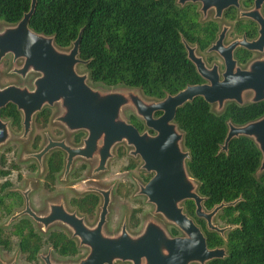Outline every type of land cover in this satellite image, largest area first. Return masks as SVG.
<instances>
[{
  "label": "trees",
  "instance_id": "1",
  "mask_svg": "<svg viewBox=\"0 0 264 264\" xmlns=\"http://www.w3.org/2000/svg\"><path fill=\"white\" fill-rule=\"evenodd\" d=\"M252 2L243 0V6L249 7ZM30 4L31 0H0V20L8 24L18 22L29 11ZM226 16L235 19L236 10H228ZM29 26L38 33L54 36L61 48L71 47L82 30L79 57L88 61L85 67L90 81L109 87L122 84L139 88L145 96L158 100L187 85L203 82L187 57L183 39L197 43L203 50L218 31L216 22L198 20L195 5L180 8L175 0H37ZM234 29L249 38L257 34L256 24L248 19L237 21ZM236 56L240 63H245L251 53L239 49ZM50 114V108L45 107L37 119L47 121ZM263 115L264 100L242 105L227 102L223 110L215 112L203 97H196L176 111L175 123L184 135L183 144L190 154L188 171L198 185L199 195L204 197L203 208L211 211L222 202H234L216 214L232 226L224 235L209 230L206 221L196 216L192 200L184 202L185 212L201 228L207 246L226 249L225 257L207 264H264V172L256 176L261 152L246 136L233 138L226 151L221 149L228 122L244 125ZM0 116L20 127L21 114L15 105L2 108ZM130 121L139 130L143 129V122L134 115ZM84 136L79 131L73 138L81 142ZM5 160L1 155L3 166ZM63 168V153L53 151L47 159L43 182L47 190L54 189L57 174ZM85 168L84 164L78 166L73 175L80 176ZM12 169L19 171L17 165ZM11 171L0 168V176L6 178ZM100 202V197L91 192L70 199V205L84 215H94ZM22 205V195L5 179L0 185V219L10 216ZM142 210V204L131 210L129 227L139 226ZM172 232L179 233L177 229ZM13 239L29 263H38L39 253L46 244L61 256H76L80 251L77 242L63 230L53 229L43 238L26 217L14 221L8 230L0 226V247L11 249Z\"/></svg>",
  "mask_w": 264,
  "mask_h": 264
},
{
  "label": "water",
  "instance_id": "2",
  "mask_svg": "<svg viewBox=\"0 0 264 264\" xmlns=\"http://www.w3.org/2000/svg\"><path fill=\"white\" fill-rule=\"evenodd\" d=\"M180 4L200 1L206 10L216 8L217 16L224 8L238 6L239 0H178ZM264 0H255V8L242 12V16L252 18L259 24V36L248 41L245 37L237 39L228 46L222 43L226 27L219 39L210 48L216 50L225 61V70L219 73L217 66L206 67L202 58L196 55L195 47L184 42L188 59L195 65L198 74L206 80L201 84L187 85L175 94H168L162 99L146 101L133 90L102 91L89 84V73H79L77 65L86 66L87 60L79 57V44L82 30L72 42L68 51L59 49L54 43V36H47L34 31L29 26L37 0H31L30 9L15 24L0 30V60L8 54L13 60L23 59V65L11 70L12 73L25 78L30 72L38 73L33 87L10 84L0 86V109L12 103L23 113L24 136L31 128L33 115L44 105L59 103L62 112L56 120L69 131H84L83 143L78 147L69 146L66 141L48 140L47 145L33 154L41 163L43 156L53 148H61L66 152L65 174L72 166L75 158L93 159L98 163L93 172L106 169L112 158L113 147L125 141L134 147L133 155L139 154L143 168L154 172L152 178L140 185L138 194L145 196L147 202L154 205L155 213L174 224L183 235L170 236L156 221L148 220L143 230L136 235L131 234L126 225L117 234L104 232L107 220L110 191L98 189L90 185H81V191H96L103 196L98 220L89 226L84 217L77 211H69L64 202H52L45 214H37L29 206L27 192L25 209L13 215L14 221L22 215L29 216L47 229L54 223H61L72 231V237L79 241L80 247L88 248L87 254L76 262L63 263L51 260V253L41 258L44 264H115L129 262L131 264H207L213 259L226 255L224 247L209 248L206 237L195 221L188 216L182 205L186 200L195 204V214L206 221L207 228L220 235L232 226L219 227L213 218L224 206L233 204L222 202L211 211L203 208L204 197L200 196L198 185L190 175L187 161L189 151L182 148L183 133L175 123L176 111L196 97H203L206 102L215 104L223 110L227 102L238 105L245 104L244 95L252 92L251 103L264 100V58L252 61L246 68L237 65L233 58L236 47L248 50L264 49V17L260 7ZM131 106L135 114L145 126L154 131L139 130L123 118L121 111ZM159 113L158 116H155ZM240 136L251 138L261 152V163L258 172H264V115L244 125L228 122V130L221 147L227 150L228 143ZM10 137L8 124L0 117V146ZM13 264V263H11Z\"/></svg>",
  "mask_w": 264,
  "mask_h": 264
},
{
  "label": "rangeland",
  "instance_id": "3",
  "mask_svg": "<svg viewBox=\"0 0 264 264\" xmlns=\"http://www.w3.org/2000/svg\"><path fill=\"white\" fill-rule=\"evenodd\" d=\"M212 16V14H210ZM226 23L224 20L220 21V25ZM229 23V22H227ZM9 25L8 23L0 20V30ZM230 34L227 35L226 41L231 40ZM70 47L61 48V50L68 51ZM207 61L209 57L216 58L213 62L221 64V59L215 53L199 52ZM209 65L210 62H207ZM22 64L21 60L13 62L12 55H7L0 61V86H6L9 84L27 85L32 86L33 76L29 75L26 78L11 73L10 70L14 67H18ZM77 71L79 73H88L87 68L82 65H77ZM89 84L94 88L102 91H128L133 90L138 93L146 101L155 100L149 98L143 94L139 88H130L125 85H117L113 87L106 86L102 83H94L89 80ZM252 97V92H247L244 95V102L248 103ZM212 109L215 112H219L216 105H212ZM62 112V108L59 104L52 107V115L47 124H43L41 121H35L32 124L31 133L24 138L22 136V130H15L11 128L10 138L5 144L0 146V156L3 155L6 159V164L3 166L0 163V168L13 170L8 177L3 178L0 176V185L9 179L12 183V187L17 189L21 194L28 191V198L30 207L38 214H45L48 210V204L52 202H64L69 211H76V209L70 205L69 201L74 196L82 195V192L78 190L81 185H92L98 189H104L110 191V202L108 205L107 220L104 225V232L106 234L114 235L121 231V227L125 224L127 230L135 235L142 231L144 225L148 220H154L158 222L170 236H173L172 230L177 229L174 224L168 222L163 218L162 215L156 214L154 205L147 202V199L139 195V185L145 182V171L141 170L139 166L135 169H127V165L130 163L128 158V147L125 143H119L113 148V157L108 160L106 169L100 172H93V169L97 165V159H91L84 161L82 159L75 160L72 171L67 176L63 175V172L58 174L57 182L52 191H49L43 187V177L46 171L45 158L42 160V164L39 163L32 157L25 159L28 152H33L35 149L32 146V142L36 137L40 138L38 141L39 148L46 142V135H49L53 139H64L69 144H74L73 134L70 133L63 125L55 120L56 116H59ZM121 114L126 120L130 119L131 115L136 116L135 110L131 106H126L122 109ZM182 148L186 150L184 144ZM85 162L87 169L78 177L73 175V171L77 169L81 163ZM13 165L19 167V171L13 168ZM35 166V168H33ZM19 173V174H18ZM261 173H257L259 177ZM140 201V203L138 202ZM140 204L143 206L142 212H140L139 226L137 228H131L128 225V218L133 208L138 207ZM102 205V199L100 206L94 215H84L78 212L80 216H83L86 223L89 226H94L98 220L100 207ZM184 206V203L182 204ZM24 208V205L17 208L15 211H20ZM10 216L0 219V226L8 230L12 224ZM215 225L219 227L228 226L223 220L219 219L216 215L213 218ZM36 231L43 237L46 238L47 234L53 229H61L71 235V231L60 223H54L47 229H44L40 223L33 221ZM179 234H183L177 229ZM79 253L76 256H61L57 254L49 244L44 245L40 251V256H45L48 252L51 253V260L55 262L70 263L76 262L80 258L84 257L88 249L85 247L79 248ZM39 256L38 263L27 262L18 248V242L13 239L11 249L5 250L0 247V264H44L43 260Z\"/></svg>",
  "mask_w": 264,
  "mask_h": 264
},
{
  "label": "flooded vegetation",
  "instance_id": "4",
  "mask_svg": "<svg viewBox=\"0 0 264 264\" xmlns=\"http://www.w3.org/2000/svg\"><path fill=\"white\" fill-rule=\"evenodd\" d=\"M175 3L180 7V8H182V7H185L186 5H189V4H191V5H195L196 6V11H197V13H198V20L200 21V22H207V21H214V22H216L217 23V25H218V31H217V34H216V37H215V39L210 43V45L207 47V48H205V49H203V50H201L200 48H199V46H198V44L197 43H194V44H191V43H188L187 41H185V39H183V43L184 42H186L189 46H191V47H195V52H196V55L197 56H199V57H201L202 58V60H203V62L205 63V65H206V67H208V68H212L214 65L215 66H217V68H218V71H219V73L220 74H222L223 72H224V70H225V61H224V58L216 51V50H210V48L216 43V41L219 39V36H220V34L222 33V31H223V29H224V27H226V31H225V34H224V37H223V40H222V43H223V45L224 46H228L229 44H231L232 42H234L235 40H237V39H241V38H243V37H245L248 41H252V40H255V39H257L258 38V36H259V24L255 21V20H253L252 18H249V17H246V16H242L241 15V13L242 12H246V11H251V10H253L254 8H255V0H253V2H252V5L251 6H249V7H245V6H243V0H239L238 1V6H235V5H231V6H229V7H226V8H224L223 10H222V12H221V15L220 16H217V12H216V8L214 7V6H212V7H210V8H208L207 10H206V12H204L203 10H202V6H203V4L200 2V1H197V2H191V1H189V2H186V3H184V4H180L179 3V1L178 0H175ZM263 8H264V2H263V4L261 5V7H260V13L262 14V16L264 17V10H263ZM230 9H235L236 10V17H235V19H230V18H228L227 16H226V12L228 11V10H230ZM210 14H212V16H210ZM241 19H248V20H250V21H252V22H254L255 24H256V26H257V34L254 36V37H252V38H249V37H247V35L245 34V33H242V34H238V33H236V31H235V29H234V26H235V24H236V22L237 21H239V20H241ZM221 20H224L226 23H222L221 25H220V21ZM227 22H229V23H227ZM17 23V22H16ZM16 23H13V24H9V25H15ZM9 25H7V26H9ZM228 34H230V36L232 37V39L231 40H229V41H226V39H227V35ZM54 43H55V40H54ZM55 45H56V43H55ZM57 46V45H56ZM59 49H61V47H59V46H57ZM185 47V46H184ZM239 49H245V50H247V51H249L250 53H251V56H250V58L247 60V62H245V63H240L239 62V60L237 59V56H236V53H237V51L239 50ZM186 50V49H185ZM207 52V53H215L217 56H218V58L219 59H221V64L220 63H217V62H213V59H216V58H211V57H209L208 59H207V61L205 60V58L199 53V52ZM187 52V51H186ZM8 55H12V54H8ZM7 56V55H6ZM5 56V57H6ZM233 58L237 61V65L238 66H240L241 68H246L252 61H254V60H256V59H261V58H264V49H263V51H257V50H248L247 48H245V47H242V46H240V47H236L235 49H234V51H233ZM3 59V58H2ZM1 59V60H2ZM0 60V61H1ZM12 60H13V55H12ZM17 60H21L22 61V64L20 65V66H22L23 65V59H17ZM17 60H13V62H16ZM207 62H210L211 64L209 65ZM20 66H18V67H20ZM195 66V65H194ZM14 68H16V67H14ZM14 68H12V69H14ZM196 68V67H195ZM11 69V70H12ZM11 70H10V72H11ZM197 71V70H196ZM12 73V72H11ZM198 73V72H197ZM14 74H16V73H14ZM16 75H18V74H16ZM29 75H31V76H33V78H32V86H27V85H19V86H27V87H29V88H32L33 87V81H34V79L38 76V73H35V72H30L26 77H28ZM18 76H20V75H18ZM200 76V75H199ZM21 77V76H20ZM25 77V78H26ZM201 77V76H200ZM22 78V77H21ZM202 78V77H201ZM24 79V78H23ZM203 79V78H202ZM204 82H206V80H204L203 79V82L202 83H204ZM199 84H201V83H199ZM10 85V84H9ZM14 85H17V84H14ZM7 86V85H6ZM2 87H4V86H2ZM250 102V101H249ZM9 104H12V103H9ZM8 104V105H9ZM56 104H59V103H55V104H53V105H48V104H46V105H44L39 111H37L34 115H33V118H32V122H31V128H30V131L28 132V134H27V136L31 133V131H32V124H33V122H34V120L35 121H41L43 124H47L48 122H49V120H50V118H51V115H52V107H54ZM14 105V104H13ZM60 105V104H59ZM7 106V105H6ZM5 106V107H6ZM16 106V105H15ZM45 107H48V108H50V111H51V114H50V117H49V119L47 120V121H43L41 118H38L37 119V114L42 110V109H44ZM61 107V106H60ZM4 108V107H3ZM16 109H17V106H16ZM1 110V109H0ZM18 110V109H17ZM19 111V113L21 114V122H20V127L19 128H16L15 126H13L12 125V122H11V120H9V119H4V118H2L1 116V118L5 121V122H7V124H8V129H9V133L11 134V128H13V129H15V130H17V131H19V130H22V136L24 137V138H26L25 136H24V125H23V113L20 111V110H18ZM159 115V113H156L155 114V116H158ZM57 117V116H56ZM56 117H55V120H56ZM134 117H136L138 120H140V121H142L139 117H137V116H134ZM57 121V120H56ZM128 121H130V119L128 120ZM58 122V121H57ZM131 122V121H130ZM143 122V129L142 130H139L132 122V124L139 130V132L140 133H143V132H145V131H147L148 133H149V135H155V132L154 131H152V130H150V129H148L146 126H145V123H144V121H142ZM60 123V122H59ZM61 124V123H60ZM61 125H63V124H61ZM64 126V125H63ZM65 127V126H64ZM66 128V127H65ZM68 130V129H67ZM69 131V130H68ZM70 133H72L73 134V137H74V135L77 133V132H79V131H73V132H71V131H69ZM84 132V131H83ZM85 133V132H84ZM85 136H86V133H85ZM85 136L83 137V139L85 138ZM10 138V137H9ZM49 139H51V140H53V141H63L64 139H60V140H58V139H53L52 137H50L49 135H46V142L42 145V147L41 148H39V146H38V141H40V138L39 137H36L35 138V140L32 142V146H33V148L35 149V151H33V152H28V154L26 155V157H25V159H27V158H29V157H32V158H34L38 163H39V161L37 160V158H35L34 156H33V154H36V153H38V152H40L46 145H47V143H48V140ZM83 139L81 140V142H75L74 141V138H73V142H74V144H69V143H67L69 146H72V147H78V146H80L82 143H83ZM65 141V140H64ZM120 143H122V142H120ZM123 143H125V145L129 148L128 149V158H129V160H130V163L127 165V167L128 166H130V165H133V168H129V169H135L137 166H139L140 167V169L141 170H143V171H145L147 174L145 175V182L144 183H142V184H140V185H143V184H146L151 178H152V176L154 175V172H149V171H147L146 169H144L143 168V165H144V161H143V159H142V157L139 155V154H137V155H133L131 152L134 150V147H132L131 145H129V144H127L125 141H123ZM119 144V143H118ZM117 145V144H116ZM2 146V145H1ZM115 147V146H114ZM113 147V148H114ZM56 150H58V151H61L62 153H63V155H64V168H63V170L62 171H60L58 174H60L61 172H63V175L64 176H67V174L70 172V171H72V166H73V164H74V162H75V160H77V159H82V160H84V161H88V159H85V158H82V157H77V158H75L74 159V161H73V163H72V166H71V168H70V170H69V172L67 173V174H65V164H66V161H65V159H66V152L64 151V150H62L61 148H58V147H56V148H53V149H51L48 153H46L44 156H43V158H45V166H46V171H45V174H44V177H45V175H46V172H47V159H48V157H49V155L53 152V151H56ZM112 153H113V150H112ZM113 157V156H112ZM43 158H42V160H43ZM94 159V158H93ZM95 159H97V157H95ZM89 160H91V159H89ZM97 163H98V159H97ZM42 164V161H41V163H39V165H41ZM82 164H84V165H86V163L85 162H83V163H81L80 165H82ZM79 165V166H80ZM97 166V165H96ZM78 167V166H77ZM33 168H35V166H33ZM87 169V165H86V168H85V170ZM128 169V168H127ZM85 170H83L82 171V173L85 171ZM75 171V170H74ZM73 171V172H74ZM93 171H94V169H93ZM19 174V173H18ZM58 174H57V176H58ZM44 177H43V182H44ZM56 182H57V179H56ZM56 185V184H55ZM140 185H139V187H140ZM90 186H92V185H90ZM43 187H44V185H43ZM55 187V186H54ZM80 187V186H79ZM79 187H78V190H79ZM94 187V186H93ZM13 188V187H12ZM45 188V187H44ZM96 188V187H95ZM14 189V188H13ZM46 189V188H45ZM17 190V189H16ZM18 191V190H17ZM49 191H52V190H49ZM79 191H81V190H79ZM19 192V191H18ZM82 192V195H80V196H83L84 194H86V193H96L99 197H100V201H101V199H102V202H103V196L99 193V192H96V191H81ZM20 193V192H19ZM21 194V193H20ZM22 195V198H23V205H24V208L22 209V210H24L25 209V205H26V198H25V195H24V192L21 194ZM27 195H28V193H27ZM80 196H74V197H80ZM145 197V196H144ZM27 198H28V196H27ZM146 198V197H145ZM147 199V198H146ZM28 202H29V198H28ZM69 203H70V201H69ZM50 204V203H49ZM49 204H48V207H49ZM22 205V206H23ZM21 206V207H22ZM29 206H30V204H29ZM20 208V207H19ZM17 209V208H16ZM15 209V210H16ZM32 209V208H31ZM14 210V212L11 214V217L13 216V215H15V214H17V213H19V212H21L22 210H20V211H15ZM33 210V209H32ZM34 211V210H33ZM48 211V210H47ZM77 211V210H76ZM185 211V210H184ZM78 212V211H77ZM47 213V212H46ZM38 214V213H37ZM40 215H42V214H40ZM10 217V218H11ZM22 217H26V218H29L30 220H32L29 216H27V215H22V216H20L19 218H17L16 220H18V219H20V218H22ZM16 220H14V221H16ZM14 221H11L12 223L14 222ZM32 222H33V220H32ZM38 223V222H37ZM61 224V223H60ZM61 225H63V224H61ZM65 226V225H64ZM69 229V228H68ZM70 230V229H69ZM143 230V229H142ZM64 231V230H63ZM71 231V230H70ZM65 232V231H64ZM140 233V232H139ZM139 233H137V234H139ZM68 234V233H67ZM70 235V234H69ZM136 235V234H135ZM183 234H177V235H173V236H182ZM70 237L72 238V239H74L76 242H77V244H78V247L80 248V245H79V241L76 239V238H73L72 237V231H71V235H70ZM19 248V247H18ZM52 248V247H51ZM86 248V247H85ZM88 249V248H87ZM39 256H40V253H39ZM40 257H42V256H40ZM42 259V258H41ZM43 260V259H42ZM44 262V261H43ZM116 263H118V262H115V264ZM129 263V262H128ZM14 264V263H13ZM129 264H131V263H129Z\"/></svg>",
  "mask_w": 264,
  "mask_h": 264
}]
</instances>
